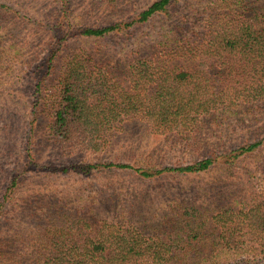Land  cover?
Listing matches in <instances>:
<instances>
[{"label":"trees","instance_id":"1","mask_svg":"<svg viewBox=\"0 0 264 264\" xmlns=\"http://www.w3.org/2000/svg\"><path fill=\"white\" fill-rule=\"evenodd\" d=\"M178 1L155 0L129 22L76 28L66 10L65 18L49 29L57 34L43 58L45 68L38 72L33 113L38 120L41 109L50 133L61 142L76 141L94 150L103 149L132 120L175 134L195 152L207 151L206 156L187 165L137 168L138 174L157 179L218 168L229 171V197L209 203L175 198L157 222L137 223L123 208L119 214L125 216L115 215L117 220L103 217L112 206L119 209L114 195L105 197L99 211H69L58 200L53 203L54 218L38 223L34 253L15 258L0 238V264H264V186H255V167L250 165L259 162L256 152L263 148L264 137L218 152L226 147L216 141L218 149L208 150L201 135L207 118L229 117L238 106L264 100V0H223L202 34L190 26L187 16H176ZM11 10L0 1V79L2 73L12 72L14 66L7 63L18 59L5 43L4 16ZM159 14L160 38L142 43L138 55L125 59L99 50L70 53L55 77L54 61L71 36L102 40L150 23ZM27 150L25 173L33 161ZM83 165L73 168L86 174L99 167ZM102 165L134 169L127 163ZM21 174H14L6 186L1 208L14 199ZM6 217L0 211V230Z\"/></svg>","mask_w":264,"mask_h":264},{"label":"rangeland","instance_id":"2","mask_svg":"<svg viewBox=\"0 0 264 264\" xmlns=\"http://www.w3.org/2000/svg\"><path fill=\"white\" fill-rule=\"evenodd\" d=\"M0 1L12 7L4 16L5 43L12 55H18V59H13L15 64L7 63L14 66L11 74L2 73L0 79V202L12 176L22 173L14 199L10 198L11 203L5 209L0 206V211L7 213L0 238L8 243L6 248L13 250L15 258L34 253L32 246L38 241V223L54 218L57 207L53 203L58 200L59 206L66 203L65 208L69 211L73 208L87 211L92 207L99 211L105 206V197L114 195L120 201L119 209L112 206L103 217L117 220L119 216L116 218L115 215L125 216L119 214L123 208L137 223L141 220L157 222L175 198L209 203L215 198L229 197V171L218 168L198 175H166L157 179L138 174L137 168L187 165L206 156L207 151L202 153L204 155L201 151L195 152L175 134L153 131L142 126V121L132 120L124 123L125 126L103 149L94 150L76 141L61 142L50 133L41 109L37 114L40 119L37 120L33 113L38 72L44 70L43 58L57 34L56 29L55 32L49 29L65 18L66 10L74 28L84 24L109 25L119 20L132 21L155 0ZM222 1L179 0L175 14L187 16L190 26L202 34L211 14L220 11L215 6L223 5ZM161 17L159 14L150 23L132 27L127 32L113 33L102 40L71 36L65 51L54 61L55 77L61 74L70 53L107 52L112 57L125 59L127 55L130 58L138 55L142 43L160 38ZM58 34H64L62 28ZM201 135L207 140L208 150L218 149L216 141L226 147L218 152H229L240 144L261 139L264 137V100L253 106H238L229 117L207 118ZM262 147L256 152L259 162L250 164L251 168L255 167L253 178L257 188L264 186V142ZM29 148L33 161L25 173ZM110 162L131 164L134 169L100 166ZM86 163H98L99 167L86 174L79 171L81 168H73ZM64 168L69 169L64 171Z\"/></svg>","mask_w":264,"mask_h":264}]
</instances>
